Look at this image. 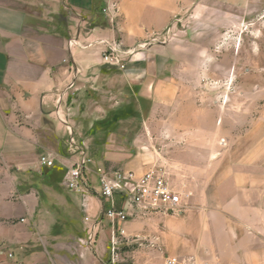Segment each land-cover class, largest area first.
<instances>
[{"label":"crops","instance_id":"crops-1","mask_svg":"<svg viewBox=\"0 0 264 264\" xmlns=\"http://www.w3.org/2000/svg\"><path fill=\"white\" fill-rule=\"evenodd\" d=\"M111 3L0 0V264L110 262L112 225L104 216L96 172L102 165L91 158L86 171L91 192L65 187V174L79 154L69 151L70 133L57 108L63 97L61 113L78 138L107 117L101 106L85 110L95 100L87 92L117 80L144 110L126 112L117 124L138 115L146 126L159 119L160 135H178L182 153L169 168L190 196L174 224L164 213H136L125 222L117 249L138 247L127 258L118 251L115 264H164L179 248L200 261L264 264V72L256 83L262 103L249 127L232 126L225 109L173 113L184 82L175 74L169 46L138 44L166 27L176 0H121L107 14ZM73 37L82 46L69 47ZM99 40L135 49L125 69L104 62L106 46ZM207 76L215 78L212 66ZM247 112L245 103L241 117ZM171 120L175 133L167 128ZM44 155L52 165L41 163ZM129 164L137 173L142 168L135 160ZM85 216L100 222L93 251L79 240ZM169 235L176 242L171 253Z\"/></svg>","mask_w":264,"mask_h":264},{"label":"rangeland","instance_id":"rangeland-1","mask_svg":"<svg viewBox=\"0 0 264 264\" xmlns=\"http://www.w3.org/2000/svg\"><path fill=\"white\" fill-rule=\"evenodd\" d=\"M113 1L118 5L121 0ZM176 5L177 10L169 16L166 27L152 33L157 40L146 47L139 46L142 49L169 46L175 74H180L179 80L184 82L180 87L182 101L173 106V113L197 108L203 111L214 108L217 113L225 109L231 114L232 126L249 127L262 103L261 99L256 100V83L264 72V0H176ZM164 35L166 41L162 39ZM211 66L215 78L207 76ZM228 68H231L229 75ZM112 85L104 84L103 88L87 92V97L95 100L84 104L85 110L94 111L101 106L107 117L88 126L77 140L90 158L108 170L136 171L139 168L129 164L135 160L142 166V173L163 167L171 175L169 167H173L182 153L178 148L180 137L160 135L159 119L148 121L146 126L137 115L118 125V118L126 112L143 114L144 110L127 91H122L123 81H114ZM245 103L246 119L241 117ZM167 128L175 133L176 121H169ZM171 179L174 182L172 175ZM164 214L169 225L180 217L179 213ZM167 246V253L176 248L174 236H168ZM137 247L125 245L117 250L127 258ZM177 253L169 256L183 257L181 248Z\"/></svg>","mask_w":264,"mask_h":264},{"label":"built area","instance_id":"built-area-1","mask_svg":"<svg viewBox=\"0 0 264 264\" xmlns=\"http://www.w3.org/2000/svg\"><path fill=\"white\" fill-rule=\"evenodd\" d=\"M112 7H117L116 2H112L104 11L110 14ZM150 36L151 39L140 43L138 46L146 47L151 41L157 40V36L153 34ZM166 38L165 35L162 37L164 41ZM99 43L106 46L103 55L104 62L121 69L126 67L127 56L132 55L135 51V49H123L117 41L99 40ZM68 45L69 47L82 46L75 37L69 40ZM72 86L73 83L70 87ZM62 99L63 97L58 99L57 115L70 133L69 151L73 154H79V159L66 172L63 184L70 190L91 192L92 187L86 177L91 158L75 137L68 117L61 113ZM41 163L52 165L53 160L44 155L41 157ZM96 172L99 178V194L106 203L104 216L112 225L111 257L107 264H115L118 255V236L125 234L124 223L131 217L136 213H181L185 199L190 196L185 188L177 186L172 181L170 173L163 167H153L138 174L132 170H108L98 166ZM118 197L123 200L121 207L118 206ZM84 219L87 227L85 235L79 240L87 249L93 251L97 243L100 222L92 220L90 216H85ZM164 264H221V262L200 261L196 256H168Z\"/></svg>","mask_w":264,"mask_h":264}]
</instances>
